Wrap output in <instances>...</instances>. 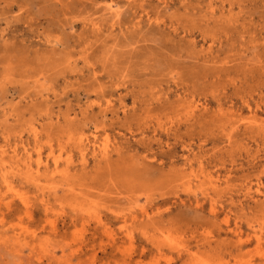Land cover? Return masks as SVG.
I'll return each instance as SVG.
<instances>
[{
  "label": "rangeland",
  "instance_id": "rangeland-1",
  "mask_svg": "<svg viewBox=\"0 0 264 264\" xmlns=\"http://www.w3.org/2000/svg\"><path fill=\"white\" fill-rule=\"evenodd\" d=\"M0 264H264V0H0Z\"/></svg>",
  "mask_w": 264,
  "mask_h": 264
}]
</instances>
